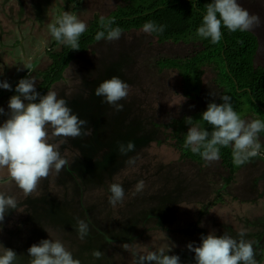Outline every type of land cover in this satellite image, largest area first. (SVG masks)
<instances>
[{
    "label": "rangeland",
    "instance_id": "rangeland-1",
    "mask_svg": "<svg viewBox=\"0 0 264 264\" xmlns=\"http://www.w3.org/2000/svg\"><path fill=\"white\" fill-rule=\"evenodd\" d=\"M120 2L0 0V78L4 69L10 76L20 61L26 62L22 52L5 46L2 37L8 43L38 40L46 53L54 39L49 25L64 12L88 25L94 14L105 16ZM238 2L264 22V0ZM253 31L259 40L255 64L264 66V23ZM200 47L197 41L160 43L142 27L122 31L118 40L101 39L78 54L64 71V79L51 85L47 92L65 99L72 112L87 121L91 135L50 139L69 167L59 175L52 170L27 197L9 179L7 169L0 168V192L18 204L0 223V243L17 253V264H30L27 249L43 239L59 240L79 264H136L140 255L170 247L166 254L186 256L180 264H195L186 245L198 246L201 236L227 234L239 241L240 232L263 229L256 222L264 220V157L245 162L228 182L229 172L220 158L204 164L182 159L171 128L161 125L218 102L221 87L214 82L212 66L204 68L199 94L189 98L182 93L178 70H159L156 64L159 57L189 55ZM46 59L26 69L36 87L38 70L50 62ZM23 73L19 76L27 78ZM112 76L129 85L127 98L120 101L122 112L94 95L99 83ZM13 90L15 84L9 93L0 88V103L5 101L0 108L5 113L10 97L17 95ZM6 119L0 115V124ZM127 141L135 143V151L121 156L117 145ZM258 142L264 153V135L258 134ZM113 183L124 188L123 200L115 205L109 202ZM78 221L86 225L83 238ZM186 229L194 232L188 234ZM244 240L252 243L254 237ZM97 251L102 254L99 258L94 255Z\"/></svg>",
    "mask_w": 264,
    "mask_h": 264
},
{
    "label": "clouds",
    "instance_id": "clouds-1",
    "mask_svg": "<svg viewBox=\"0 0 264 264\" xmlns=\"http://www.w3.org/2000/svg\"><path fill=\"white\" fill-rule=\"evenodd\" d=\"M203 22L196 32L200 38H210L212 43L221 40L222 25L230 32L252 31L260 27L261 18L250 13L238 0H212L206 6ZM114 21L103 24V31L95 35L97 41L118 40L122 34L119 27H111ZM87 25L75 15L64 12L55 24L49 25L51 36L71 50H79V38L86 31ZM164 25L146 22L142 31L146 34L163 33ZM0 88L12 90V86L5 80H0ZM17 95L10 97L8 112L0 108V115L7 119L0 124V168H6L8 177L15 182L25 196H29L38 186L41 179H46L52 170L57 175L66 167L68 161L61 157L57 146L49 143L52 138H81L91 135V129L86 128L87 121L80 119L67 106V101L57 98L54 91L41 95L36 90L34 78H22L15 86ZM129 93V85L118 76H112L99 83L94 89V95L103 97L102 103L122 112ZM211 95L215 96L213 93ZM223 103L210 102L201 119L212 126L209 133L199 127H188L184 147L192 153L199 154L205 161L212 163L219 159L221 147H231L233 161L242 165L249 157L257 155L260 148L258 134L264 131V122L259 119L246 121L233 110L230 97L219 98ZM38 101V102H36ZM51 130V132L49 131ZM135 151V143L127 141L117 145V152L126 156ZM131 162V160L129 161ZM143 182H139L142 187ZM109 202L115 205L124 198V188L121 184L113 183L109 186ZM18 207L17 201L11 196L0 192V223L10 210ZM80 237L86 234V225L78 221ZM240 236L244 233L240 232ZM194 253L195 264H255L254 249L251 243L243 239L239 241L227 234L220 236L209 233L201 236L200 244L186 245ZM172 248L150 251L140 255L136 264H180L178 255H168ZM31 257L30 264H79L59 241L43 239L27 249ZM99 258L102 254L95 252ZM18 255L11 248L0 243V264H17Z\"/></svg>",
    "mask_w": 264,
    "mask_h": 264
},
{
    "label": "trees",
    "instance_id": "trees-1",
    "mask_svg": "<svg viewBox=\"0 0 264 264\" xmlns=\"http://www.w3.org/2000/svg\"><path fill=\"white\" fill-rule=\"evenodd\" d=\"M68 1L76 3L80 0ZM211 2L212 0H121L107 15L94 14L86 31L79 38V50H71L70 47L55 39L52 40L46 49L50 62L46 68L38 70L40 82L36 90L44 95L54 82L64 78V70L76 55L97 42L96 33L104 30L101 26L102 22L107 25L109 21H114L111 27H119L122 32L141 28L146 22L151 21L158 26H165L163 33H152L160 43L197 41L201 45L192 54L162 56L156 60L159 70L164 68L178 70L181 76L182 93L185 96L195 98L199 94L204 68L212 66L216 70L214 82L221 87L220 97L229 96L233 110L241 118L252 114L264 122V66L255 64L259 46L258 36L253 30L230 32L222 25V37L218 43H212L210 38H200L196 30L202 25L206 6ZM58 43H60V48L55 49V45ZM214 103L219 104L223 101L218 99V102ZM206 108L207 106L189 115L173 118L161 124L165 128H171V133L180 149V157L198 164H204L205 160L199 154H194L190 149H186L184 141L187 128L191 124H197L199 128L207 130L209 133L213 131L212 126L201 119V114ZM260 134L264 135V131H261ZM258 156L260 155L251 156L248 160ZM219 158L228 169L229 174L226 177L228 182L234 178L235 172L245 164L238 166L234 163L230 146L220 148ZM260 223L263 229L259 233L248 232L243 236L239 235V238L243 240L247 237H254L251 245L255 253V264L260 263L264 248V220L257 221L256 225ZM185 232L192 234L194 229H186ZM179 257L182 259L186 256L181 254Z\"/></svg>",
    "mask_w": 264,
    "mask_h": 264
},
{
    "label": "crops",
    "instance_id": "crops-1",
    "mask_svg": "<svg viewBox=\"0 0 264 264\" xmlns=\"http://www.w3.org/2000/svg\"><path fill=\"white\" fill-rule=\"evenodd\" d=\"M24 37H26V36H24ZM37 38H38V34H37V36H36ZM36 38V39H37ZM2 39L4 40V44H5V46L8 48V47H14V49H15V51L17 52V51H19L20 52V54H21V52L23 53V58H24V64L22 65L20 62L14 67V71H12L11 70V74H10V76H7V72L5 71V69L2 71V76H1V78H0V80H5V81H7L11 86H12V89H13V85L15 84V86H16V84L18 83V81L20 80V79H22L20 76H19V74H21V73H23V76H26L27 78H28V75H29V72H27L26 71V69L29 67V66H31V64H33V63H35V61L37 60L38 62H40V59L41 58H43V60H44V58H47L48 59V57H47V55H46V53L44 52V49H43V51H42V47H43V44L44 43H42L41 45H40V42H38V40L37 41H32L31 43L27 40V39H24V41H23V43L22 42H19V41H15V42H13V43H8L7 41H5V39H6V37L4 36V37H2ZM15 40V39H14ZM14 40H12V41H14ZM20 40V39H19ZM259 41V40H258ZM37 42V43H36ZM28 45V46H27ZM30 45H32V47L30 46ZM92 45V44H91ZM91 45L88 47V49H90V47H91ZM22 46V47H21ZM42 46V47H41ZM27 47V48H26ZM259 47V46H258ZM87 49V50H88ZM87 50H85V51H87ZM32 51V55H30V52ZM258 52V51H257ZM43 53V54H42ZM82 53V52H81ZM78 54H80V53H78ZM77 54V55H78ZM77 55H76V57H77ZM43 56V57H42ZM76 57L69 63V65L66 67V69L76 60ZM256 57V56H255ZM46 59V60H47ZM30 64V65H29ZM39 64V63H38ZM13 65V64H12ZM11 65V66H12ZM48 65V64H47ZM46 65V66H47ZM65 69V70H66ZM64 70V71H65ZM37 77V80H38V78H40L39 76H38V74L36 75ZM64 79V78H63ZM62 79V80H63ZM59 81H61V80H59ZM59 81H56V82H59ZM17 82V83H16ZM55 83V82H54ZM2 89V88H1ZM2 90H5V89H2ZM13 91H15V90H13ZM10 92V90H5V93H9ZM2 100H3V98H2ZM2 103H4L5 101H1ZM2 103H0V105L2 104ZM249 115H251L252 117L254 116V115H252V114H248V116ZM247 116V115H246ZM254 118H256L255 116H254ZM243 119V118H242ZM257 119V118H256ZM181 255V254H180ZM179 255V256H180ZM181 260V259H180Z\"/></svg>",
    "mask_w": 264,
    "mask_h": 264
},
{
    "label": "water",
    "instance_id": "water-1",
    "mask_svg": "<svg viewBox=\"0 0 264 264\" xmlns=\"http://www.w3.org/2000/svg\"><path fill=\"white\" fill-rule=\"evenodd\" d=\"M259 264H264V250H263V257H262V259H261Z\"/></svg>",
    "mask_w": 264,
    "mask_h": 264
},
{
    "label": "built area",
    "instance_id": "built-area-1",
    "mask_svg": "<svg viewBox=\"0 0 264 264\" xmlns=\"http://www.w3.org/2000/svg\"><path fill=\"white\" fill-rule=\"evenodd\" d=\"M257 154H259V155H261V156H264V153H263V151H261V150H258Z\"/></svg>",
    "mask_w": 264,
    "mask_h": 264
},
{
    "label": "flooded vegetation",
    "instance_id": "flooded-vegetation-1",
    "mask_svg": "<svg viewBox=\"0 0 264 264\" xmlns=\"http://www.w3.org/2000/svg\"><path fill=\"white\" fill-rule=\"evenodd\" d=\"M261 243H263V242H261ZM263 250H264V248H263ZM262 257H263V253H262Z\"/></svg>",
    "mask_w": 264,
    "mask_h": 264
}]
</instances>
